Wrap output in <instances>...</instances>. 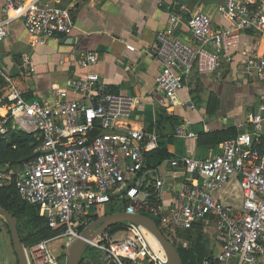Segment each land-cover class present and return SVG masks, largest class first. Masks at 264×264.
Segmentation results:
<instances>
[{
    "label": "built area",
    "instance_id": "obj_1",
    "mask_svg": "<svg viewBox=\"0 0 264 264\" xmlns=\"http://www.w3.org/2000/svg\"><path fill=\"white\" fill-rule=\"evenodd\" d=\"M0 46L10 25L21 21L29 34L40 39L71 35L76 25L72 11L47 0H0ZM184 7L171 14L167 28L156 34L155 57L161 64L157 89L161 104L174 106L195 71L199 76L223 77L224 61L245 80H264V52H249L237 61L242 34L256 31L264 39V0H221L219 13L231 27L217 28L208 13L198 12L188 22L191 41L177 31ZM96 52L81 57L89 66ZM5 93L0 96V136L10 128L33 135L35 152L20 172L0 171L1 183L14 185L23 201L40 209V215L55 234L25 246L29 264H68L71 244L95 218L109 210L127 214L142 210L158 218L170 238L169 225L192 229L196 223L214 225L220 251L202 264H262L264 261V92L247 118L249 130L223 141L207 156L175 155L167 159L173 179L179 180L169 214L163 213L160 197L166 182L146 153L158 149L159 138L144 127L127 123L139 106L136 96L114 91L98 74L70 78L63 87L53 84L51 96L29 99L0 66ZM69 93L79 96L74 99ZM186 102V101H185ZM186 123L174 127L177 138H196ZM16 146H14L15 148ZM238 179L241 205L223 203L216 192ZM125 237L116 233L88 241L103 264H168L161 248L141 226L126 223ZM104 235V236H103ZM61 241L56 256L50 242ZM171 240V239H170Z\"/></svg>",
    "mask_w": 264,
    "mask_h": 264
},
{
    "label": "crops",
    "instance_id": "obj_2",
    "mask_svg": "<svg viewBox=\"0 0 264 264\" xmlns=\"http://www.w3.org/2000/svg\"><path fill=\"white\" fill-rule=\"evenodd\" d=\"M47 2L72 11L76 27L71 35L40 39L29 34L21 21H14L10 25L9 36L0 46V66L23 90L25 97L47 98L51 96L53 84L63 87L70 78L83 79L89 74H98L114 91L138 97L139 106L127 123L134 127H144L158 136L172 156L203 158L211 148L219 150L221 143L210 144L209 137L199 136L200 130L206 135L216 132L220 136L228 134L230 128L234 130L231 133L249 130L247 118L258 107L260 95L264 92V80H245L226 61L222 78L215 75L199 76L194 71L188 79L187 88L180 92V103L174 106L162 105L163 94L157 89V77L161 70V64L155 57L157 32L167 28L171 14L181 7L184 9L179 11L182 12V22L177 35L185 40L191 41L188 22L201 11L211 16L215 27H231V22L217 10L221 0ZM253 51L264 52V39L256 31L247 30L242 34L240 52L235 54L236 62L231 66L235 68L238 60ZM89 52H96L98 60L95 64L84 66L81 57ZM4 93L5 85L0 78V96ZM69 97L79 98L73 93H69ZM145 105L151 106L152 114ZM2 114L0 111V117ZM161 115L173 116L174 120H163ZM179 121L188 124L189 129L197 133V137H175L174 127ZM150 125L152 128L149 130ZM157 161L154 157L149 160L151 164ZM166 161L164 159L153 168L156 177H163L166 182L160 202L167 216L180 187V179H173ZM14 166H11L9 172L14 173ZM215 195L225 204L240 207L238 179H232ZM167 231L172 242L174 239V242L187 245V248L192 247L193 241L200 238L207 249L203 260L213 258L220 251L214 225L206 226L199 222L192 229L169 225Z\"/></svg>",
    "mask_w": 264,
    "mask_h": 264
},
{
    "label": "trees",
    "instance_id": "obj_3",
    "mask_svg": "<svg viewBox=\"0 0 264 264\" xmlns=\"http://www.w3.org/2000/svg\"><path fill=\"white\" fill-rule=\"evenodd\" d=\"M163 118L169 119L172 122L174 120L173 116H167V117L164 116ZM180 122L181 121L176 122L175 125L181 124ZM150 128H152L151 125L149 126V130ZM228 131H229L228 134H226L225 136H220L216 132L210 135H206L204 134V132L200 130L199 136L204 135L205 137H209L211 140L210 144L218 145L225 140L235 137L239 133V131L235 133H231L234 131L231 128ZM14 146L16 147L14 148ZM35 147H36V142L32 134L16 128L15 129L10 128L8 134L0 136V170L9 171L11 166L21 163L24 159L31 156L34 153ZM145 155L148 160H150L153 157L158 159L157 163H153L149 165L150 167H156L158 163L163 161L164 159H169L173 157L172 154H170L167 151V149L165 148V144L163 141H161V139H159V148L151 153H146ZM6 164H7L6 168L2 169L1 168L2 165H6ZM13 177H16V174H13ZM0 207L8 210L16 217L26 212H31L32 214H37L39 212V208L37 206L30 205L21 199L14 185V182L0 186ZM114 212H115L114 210H109L106 212V214H111ZM141 212L145 213V211L143 210ZM146 214L148 213L146 212ZM148 215L153 217L158 222V218L152 216V214L150 213ZM44 220L46 221V224L42 228V232L43 233L49 232L48 235H54L55 231L49 228V226L47 225V220L45 218ZM125 226L126 223H119L113 226L112 228H110L109 231L114 232L124 228ZM177 248L184 264H202L203 258L207 255V249L205 248V245L200 238L193 241L192 247L190 248H181L178 246ZM86 251L87 253L85 252V256L83 257V262L85 261L86 258H90L98 262H102L101 255L97 250H94L92 247H88ZM89 252L92 254L94 253L96 254L94 258L88 255Z\"/></svg>",
    "mask_w": 264,
    "mask_h": 264
},
{
    "label": "water",
    "instance_id": "obj_4",
    "mask_svg": "<svg viewBox=\"0 0 264 264\" xmlns=\"http://www.w3.org/2000/svg\"><path fill=\"white\" fill-rule=\"evenodd\" d=\"M39 154L40 152H35L24 159L23 162H28L36 158ZM148 214L146 212L127 214L120 210L97 217L81 231L80 237L71 244L68 252V264H82L81 262H83L85 252L89 247L88 241L109 231L110 228L119 223H131L143 227L157 240L167 257L168 264H184L177 246H175L159 226V222ZM0 215L7 220L10 226L12 244L18 264H29L18 227V217L2 207H0Z\"/></svg>",
    "mask_w": 264,
    "mask_h": 264
},
{
    "label": "rangeland",
    "instance_id": "obj_5",
    "mask_svg": "<svg viewBox=\"0 0 264 264\" xmlns=\"http://www.w3.org/2000/svg\"><path fill=\"white\" fill-rule=\"evenodd\" d=\"M145 108L148 110V112H150L152 114L151 106L145 105ZM160 118L164 120L162 115L160 116ZM6 166H7V164L2 165L1 168L5 169ZM21 166H22V164H20V165L17 164L14 166L15 167V168H13L14 174L20 172ZM4 184L5 183H1V185H4ZM117 211H120V208ZM18 218H19L18 227H19V231H20L24 246H31L33 244H37L41 241L50 239L53 236V235H48L49 232H47V233L42 232V228L46 224V221L44 220V217L40 215V209H39V212L37 214H32L31 212H26V213L20 214L18 216ZM124 229L125 228H122V229H119L117 231H122ZM117 231H114V232L109 231L105 234L116 233ZM124 237H125L124 232H118V233L114 234L112 238H113V240H121ZM170 239L172 241V238H170ZM174 241H176V240L173 239V243L176 246L181 247V248H187V245H183L182 243H177ZM153 243L156 246H158V244L156 242L153 241ZM60 244H62V242L59 240L52 241L49 244L52 252L56 256H58L62 253V249L59 247ZM86 253H87V251H86ZM88 255L90 257L94 258V256L96 254L95 253L92 254L89 252ZM0 264H18L17 257L15 255L13 244H12L10 226H9L7 220L2 215H0ZM83 264H103V263L98 262V261L93 260V259H90V258H86L85 261L83 262ZM262 264H264V261L262 262Z\"/></svg>",
    "mask_w": 264,
    "mask_h": 264
},
{
    "label": "bare ground",
    "instance_id": "obj_6",
    "mask_svg": "<svg viewBox=\"0 0 264 264\" xmlns=\"http://www.w3.org/2000/svg\"><path fill=\"white\" fill-rule=\"evenodd\" d=\"M150 238H151L152 242L154 241L158 244L157 240L152 235H150ZM158 246H159V244H158Z\"/></svg>",
    "mask_w": 264,
    "mask_h": 264
}]
</instances>
